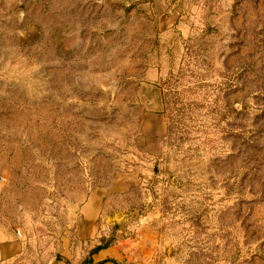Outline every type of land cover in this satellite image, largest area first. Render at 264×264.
<instances>
[{"label": "rangeland", "instance_id": "1", "mask_svg": "<svg viewBox=\"0 0 264 264\" xmlns=\"http://www.w3.org/2000/svg\"><path fill=\"white\" fill-rule=\"evenodd\" d=\"M89 198L147 264H264V0H0V233L86 264Z\"/></svg>", "mask_w": 264, "mask_h": 264}, {"label": "crops", "instance_id": "2", "mask_svg": "<svg viewBox=\"0 0 264 264\" xmlns=\"http://www.w3.org/2000/svg\"><path fill=\"white\" fill-rule=\"evenodd\" d=\"M99 200L89 198L82 206L83 214L79 217L76 229V237L80 241L79 245L86 246L87 250L98 245L97 228L98 214L100 211ZM68 242V241H65ZM22 241L15 233L4 229L0 233V264H26L21 246ZM65 253V256L74 262L81 257L73 252ZM149 250L146 247H140L137 238L119 240L114 245L101 248L87 253L86 264H147ZM138 254L139 257L136 255ZM83 259V258H82ZM61 264H70L61 262Z\"/></svg>", "mask_w": 264, "mask_h": 264}, {"label": "trees", "instance_id": "3", "mask_svg": "<svg viewBox=\"0 0 264 264\" xmlns=\"http://www.w3.org/2000/svg\"><path fill=\"white\" fill-rule=\"evenodd\" d=\"M111 243H112L111 241H104V242L99 243L98 245L94 246V247L91 249L90 254H91L92 252L96 251V250H99V249H101V248H105V247L110 246Z\"/></svg>", "mask_w": 264, "mask_h": 264}]
</instances>
